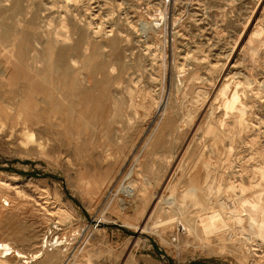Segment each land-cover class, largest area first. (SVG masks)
Instances as JSON below:
<instances>
[{"label":"rangeland","instance_id":"374dc122","mask_svg":"<svg viewBox=\"0 0 264 264\" xmlns=\"http://www.w3.org/2000/svg\"><path fill=\"white\" fill-rule=\"evenodd\" d=\"M254 175L264 0H0V246L57 238L52 264H244L177 200L206 197L210 176L212 200L234 198ZM257 227L243 225L253 242ZM15 251L0 264H27Z\"/></svg>","mask_w":264,"mask_h":264},{"label":"bare ground","instance_id":"6f19581e","mask_svg":"<svg viewBox=\"0 0 264 264\" xmlns=\"http://www.w3.org/2000/svg\"><path fill=\"white\" fill-rule=\"evenodd\" d=\"M74 1V0H73ZM161 14V13H160ZM162 16V15H161ZM152 21H145L144 25H146V29L148 28V24L150 25ZM5 27V26H4ZM7 27V26H6ZM88 27V26H87ZM7 30V29H6ZM10 29H8L9 31ZM11 31V30H10ZM5 32V30H4ZM261 32V27L253 26L250 31L248 38L250 40H255L258 38ZM9 33V32H8ZM59 33V32H57ZM2 34V33H1ZM11 34V33H10ZM6 35V33H4ZM8 35V34H7ZM116 42L112 40L111 47L115 48ZM78 46V43L73 45L71 47L72 50H75ZM80 47V46H79ZM79 51V50H78ZM62 60L64 62V70L65 73L70 71L69 67V60H66V55L64 54L62 57ZM63 65V64H62ZM60 65H58L59 67ZM101 65H98V69L101 68ZM55 67V66H54ZM57 67V66H56ZM175 67V66H174ZM61 68V66H60ZM53 69V68H52ZM183 70V69H182ZM52 71V70H51ZM57 71V69H56ZM55 71V72H56ZM180 71V70H179ZM53 73V71H52ZM63 73V72H62ZM93 75V73H92ZM197 78V77H196ZM29 79V78H28ZM33 79V78H32ZM96 79V78H95ZM32 82V81H31ZM34 82V80H33ZM92 82V81H91ZM193 82V81H192ZM26 83V82H25ZM77 83V82H76ZM63 84V83H61ZM91 84V83H90ZM78 85V84H77ZM17 86V85H16ZM31 86V85H30ZM49 86V85H48ZM83 86V85H82ZM91 86V85H90ZM88 87V85H87ZM36 88V87H35ZM58 88V87H57ZM56 88V89H57ZM74 88V87H73ZM78 88V87H77ZM82 88V87H81ZM90 88V87H88ZM93 88V87H92ZM95 88V87H94ZM129 88V87H128ZM15 89V88H14ZM21 88H19L20 91ZM25 89V88H24ZM29 89V87H28ZM31 89V88H30ZM96 89V88H95ZM107 89V88H106ZM194 89V88H193ZM37 90V89H36ZM36 90L34 92H36ZM78 90V89H77ZM80 90V87H79ZM18 91V90H16ZM77 92V91H76ZM30 93V92H29ZM33 93V92H32ZM49 93V92H48ZM64 93V92H63ZM69 93V92H68ZM199 93V92H198ZM197 93V94H198ZM28 94V93H27ZM40 94V93H38ZM52 94V93H51ZM130 94V93H129ZM50 95V94H49ZM34 96V95H33ZM36 96V95H35ZM40 96V95H39ZM38 96V97H39ZM64 96V94H63ZM74 96V95H73ZM206 96V95H205ZM37 97V96H36ZM65 97V96H64ZM46 98V97H45ZM56 98V97H55ZM53 98V99H55ZM73 98V97H72ZM75 98V97H74ZM115 98V97H114ZM153 98V97H152ZM128 99V98H127ZM126 99V100H127ZM146 99V98H145ZM29 99L20 98L16 99V93L14 90V103L16 104V112L18 113H25L22 110H25L29 108L28 106L31 104ZM48 100V99H47ZM59 100V99H58ZM65 100V99H64ZM67 100V99H66ZM75 100V99H74ZM83 100V99H82ZM60 101V100H59ZM148 101V100H147ZM208 101V99H207ZM56 102V101H55ZM66 102V101H65ZM121 102V101H119ZM127 102V101H126ZM53 103V102H51ZM57 103V102H56ZM59 103V102H58ZM62 103V101H61ZM64 103V102H63ZM112 103V102H111ZM60 105V104H58ZM69 105V104H68ZM128 105V104H127ZM33 106V105H31ZM52 106V105H51ZM54 103V107H55ZM114 106V105H113ZM50 107V105H49ZM70 109L71 107L66 106V108ZM159 107V106H157ZM53 109V108H52ZM73 110V109H72ZM71 110V111H72ZM136 110V109H135ZM50 111V109H49ZM56 111V110H55ZM67 111V110H66ZM223 111V110H222ZM230 111V110H229ZM232 111V110H231ZM49 114V113H48ZM72 114V113H71ZM76 114V113H75ZM233 114V113H232ZM33 116V115H32ZM73 116V115H72ZM77 116V115H76ZM213 116V115H212ZM49 117V116H48ZM57 117V116H56ZM69 119V117H68ZM74 119V118H73ZM47 121L50 122V119L46 120L43 124V127H47ZM71 123V122H70ZM52 127L57 124H52ZM39 125V124H38ZM38 125H36L38 127ZM210 125V124H209ZM64 126V124H63ZM238 126V125H237ZM229 128V127H228ZM50 129V128H49ZM30 131V130H29ZM44 131V130H43ZM52 132V131H48ZM212 132V131H211ZM30 133V132H28ZM53 133V132H52ZM31 134V133H30ZM57 134V132H56ZM63 134V133H62ZM31 137V136H30ZM41 145V144H40ZM244 170V169H243ZM239 171V170H238ZM246 171V170H245ZM253 172H250L252 174ZM204 178V177H203ZM31 179V178H29ZM194 182H196L194 180ZM197 183V182H196ZM211 185H208L206 188L205 194L207 196L205 197L202 193L195 196L193 199H190L189 201L185 199L179 198L177 200L179 211L183 216H194L190 220L200 218V219H212L213 223V233L220 236V240L222 246H225L226 248H234L239 249V253L242 254L241 259L243 260L244 264H264V176H251L249 179L248 185L246 187H241L239 189H236V185L228 184L229 190L234 193L238 192V196L231 198H222L219 197L218 194L216 196V199L212 200L213 192H217L220 190V186L216 184V182H213L212 176H210V182ZM208 183V184H209ZM237 184V183H236ZM206 185V184H205ZM198 189H201L198 185H196ZM227 188V189H228ZM220 192V191H219ZM235 194V193H234ZM237 194V193H236ZM179 195V194H178ZM175 197V196H174ZM180 197V196H179ZM193 197V196H192ZM204 199H202V198ZM177 198V195L175 199ZM171 199V198H170ZM165 204L170 206L171 203L170 200H164ZM170 202V203H169ZM220 207L222 208V213L220 210ZM170 209V207H169ZM48 211V210H47ZM217 212V213H216ZM50 213V212H48ZM65 209L61 206L55 207V210H52L51 215H57V217L64 215ZM216 213V214H215ZM67 215V212L66 214ZM69 215V214H68ZM216 215V216H215ZM244 215V216H243ZM215 216V217H214ZM64 217V216H63ZM182 217V216H181ZM214 217V218H213ZM60 219V218H59ZM63 220V219H62ZM215 220V223L213 222ZM248 221L250 223L256 224L258 227V231L260 232L261 241L260 242H253V240H249L243 230V225L245 222ZM197 226V225H196ZM200 226V225H199ZM203 226V225H202ZM201 227V226H200ZM189 229V228H188ZM204 231V229H202ZM207 231V230H206ZM255 231V230H254ZM257 232V231H256ZM255 232V233H256ZM201 234V233H199ZM204 234V233H203ZM21 235V234H19ZM23 235V234H22ZM21 235V236H22ZM202 235V234H201ZM206 235V234H205ZM18 236V235H17ZM250 236V234L248 235ZM45 237V236H44ZM203 238V237H202ZM202 240L201 238H199ZM252 239V237H251ZM206 240V239H205ZM43 242V243H42ZM203 242V240H202ZM4 243H6L4 241ZM2 243V244H4ZM41 245L39 248L34 251L25 252L23 250H16V255L18 260L24 259L23 262H26L29 264V262L32 263V261L36 262V264H52L53 262H56L57 259H59V254L61 252V248L59 247V244L61 243L56 238L54 242H50L47 238L41 239ZM206 243V242H205ZM0 246V253L6 254V251H14L12 248V244L2 245ZM50 247V248H49ZM50 250V251H48ZM63 255V254H62ZM4 259V257H3ZM60 260V259H59ZM2 261V260H1ZM22 262V261H21ZM30 263V264H31ZM59 263V262H58Z\"/></svg>","mask_w":264,"mask_h":264}]
</instances>
